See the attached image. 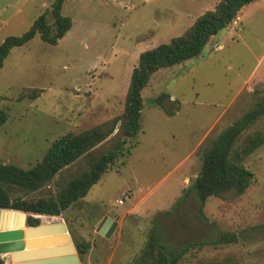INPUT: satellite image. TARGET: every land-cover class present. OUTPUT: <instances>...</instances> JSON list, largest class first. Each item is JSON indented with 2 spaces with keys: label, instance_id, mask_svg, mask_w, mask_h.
<instances>
[{
  "label": "rangeland",
  "instance_id": "1",
  "mask_svg": "<svg viewBox=\"0 0 264 264\" xmlns=\"http://www.w3.org/2000/svg\"><path fill=\"white\" fill-rule=\"evenodd\" d=\"M53 2L0 0V44L27 32ZM183 3L66 0L63 14L73 27L59 44L47 45L38 35L13 49L0 71V110L8 115L0 126V162L28 169L61 136L121 115L140 54L191 26V8ZM214 7H196L191 17ZM34 88L43 90L39 98L19 100L23 90ZM162 93L171 96L172 114L150 103ZM142 98V131L129 141L134 146L128 157L85 198L59 217H41V223H65L75 245L90 243L81 264H136L153 230L170 248L214 241L223 232L241 235L237 242L189 251L181 264H264V145L245 161L254 180L243 195L211 197L201 212L191 188L212 142L264 98V0L246 6L199 56L155 73ZM255 132L264 134V115L239 144ZM108 140L93 153L107 148ZM86 169L83 157L63 174L72 178ZM57 182L19 195H55ZM105 219L118 222L110 238L98 232Z\"/></svg>",
  "mask_w": 264,
  "mask_h": 264
},
{
  "label": "trees",
  "instance_id": "2",
  "mask_svg": "<svg viewBox=\"0 0 264 264\" xmlns=\"http://www.w3.org/2000/svg\"><path fill=\"white\" fill-rule=\"evenodd\" d=\"M255 1L220 0L214 9L196 18L183 34L141 53L138 65L133 70L125 110L121 115L79 134L61 136L52 143L42 161L28 169L0 162V209L28 214L27 226L33 227L42 225L41 217H59L85 198L121 157L127 158L130 154L134 145L128 147L129 141L142 131V91L154 74L199 56L214 36L228 28L242 10ZM65 2L54 0L51 9L43 12L27 32L21 36H9L0 44V71L13 49L25 46L38 35L47 45L59 44L73 27L72 18L63 14ZM42 93V89H25L19 100L37 99ZM170 99V95L162 93L151 99L150 103L172 114L168 108ZM263 115L264 98L219 134L204 153L201 170L191 187L201 212L209 198H223L230 194L240 196L251 186L254 173L245 166V161L264 145V134L255 132L246 136L240 144L239 141L243 133ZM7 119V112L0 110V126ZM117 129L118 133L113 136ZM107 140V148L98 154L93 153V149ZM83 157H86L87 162L85 171L72 178H69V174H63ZM125 164L126 159L122 162L123 166ZM55 180L58 181L55 195L28 199L19 195L38 192ZM240 236L223 232L214 241H197L180 248H170L153 230L142 259L136 264H181L189 251L211 244L237 242ZM76 248L83 260L91 245L88 242H76ZM0 264H7L1 256Z\"/></svg>",
  "mask_w": 264,
  "mask_h": 264
},
{
  "label": "water",
  "instance_id": "3",
  "mask_svg": "<svg viewBox=\"0 0 264 264\" xmlns=\"http://www.w3.org/2000/svg\"><path fill=\"white\" fill-rule=\"evenodd\" d=\"M1 213H14L23 217L19 224L7 218L0 221V256L10 254L12 264L82 263L65 223L28 227L26 213L0 209ZM117 226V221L105 219L98 232L110 238Z\"/></svg>",
  "mask_w": 264,
  "mask_h": 264
},
{
  "label": "crops",
  "instance_id": "4",
  "mask_svg": "<svg viewBox=\"0 0 264 264\" xmlns=\"http://www.w3.org/2000/svg\"><path fill=\"white\" fill-rule=\"evenodd\" d=\"M181 1L184 2L183 4H185V5H187V6H189L191 8L190 11L187 12L186 18L187 19H191V21L194 22L196 18H198L200 15H202L203 13L208 11V10H205L206 8H201L202 10H200V13L194 19V18L191 17V15H192L191 12L193 11L194 8H196V7H199V8L200 7H210V5H215L216 6V4L220 0H181ZM196 10L194 9V11H196ZM1 257H3L5 260L7 258H9V260H10L11 256L9 254V255H4V256H1ZM7 264H9V263L7 262ZM10 264H12L11 260H10Z\"/></svg>",
  "mask_w": 264,
  "mask_h": 264
},
{
  "label": "bare ground",
  "instance_id": "5",
  "mask_svg": "<svg viewBox=\"0 0 264 264\" xmlns=\"http://www.w3.org/2000/svg\"><path fill=\"white\" fill-rule=\"evenodd\" d=\"M14 213L12 214H5V213H1L0 214V221H4L5 218H7V220H10L11 222H15L16 224H19L20 222L23 221V217L21 215H13Z\"/></svg>",
  "mask_w": 264,
  "mask_h": 264
}]
</instances>
